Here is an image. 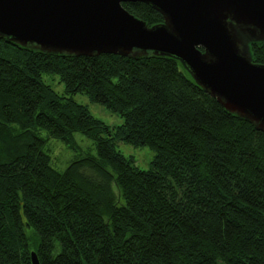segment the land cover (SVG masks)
Returning <instances> with one entry per match:
<instances>
[{
  "label": "trees",
  "instance_id": "1",
  "mask_svg": "<svg viewBox=\"0 0 264 264\" xmlns=\"http://www.w3.org/2000/svg\"><path fill=\"white\" fill-rule=\"evenodd\" d=\"M122 6L148 26L163 22L146 4ZM251 52L264 65V43ZM77 93L122 125L92 117ZM39 129L73 149L79 132L96 156L57 171ZM118 143L153 150L150 168ZM31 252L40 264H264V133L173 58L62 57L0 39V264H31Z\"/></svg>",
  "mask_w": 264,
  "mask_h": 264
},
{
  "label": "water",
  "instance_id": "2",
  "mask_svg": "<svg viewBox=\"0 0 264 264\" xmlns=\"http://www.w3.org/2000/svg\"><path fill=\"white\" fill-rule=\"evenodd\" d=\"M143 3L163 22L148 26L123 3ZM0 39L62 57L118 55L177 60L233 117L264 133V0H0ZM31 264H40L35 252Z\"/></svg>",
  "mask_w": 264,
  "mask_h": 264
},
{
  "label": "rangeland",
  "instance_id": "3",
  "mask_svg": "<svg viewBox=\"0 0 264 264\" xmlns=\"http://www.w3.org/2000/svg\"><path fill=\"white\" fill-rule=\"evenodd\" d=\"M42 81L58 95L67 97L64 83L57 74L44 73L42 74ZM72 99L76 103L85 106L92 117L110 128L118 127L123 123V119L118 114L92 101L85 94L77 93L72 96ZM38 136L44 140L43 150L50 158V166L57 171L65 170L71 162L79 159L85 153L96 156L93 141L79 132L73 134L74 149L63 140L50 137L43 129H39ZM116 150L126 159H132L135 166L140 170H148L155 156L154 151L148 147H133L125 143H118ZM112 189L117 194L114 185H112Z\"/></svg>",
  "mask_w": 264,
  "mask_h": 264
}]
</instances>
